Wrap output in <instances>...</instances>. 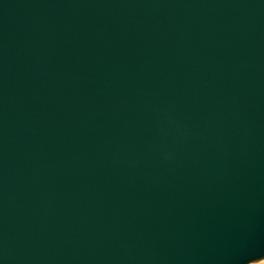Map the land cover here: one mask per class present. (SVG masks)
Segmentation results:
<instances>
[{
  "label": "water",
  "instance_id": "obj_1",
  "mask_svg": "<svg viewBox=\"0 0 264 264\" xmlns=\"http://www.w3.org/2000/svg\"><path fill=\"white\" fill-rule=\"evenodd\" d=\"M264 258V0H0V264Z\"/></svg>",
  "mask_w": 264,
  "mask_h": 264
},
{
  "label": "rangeland",
  "instance_id": "obj_2",
  "mask_svg": "<svg viewBox=\"0 0 264 264\" xmlns=\"http://www.w3.org/2000/svg\"><path fill=\"white\" fill-rule=\"evenodd\" d=\"M247 264H264V258L259 259V260H254V261L249 262Z\"/></svg>",
  "mask_w": 264,
  "mask_h": 264
}]
</instances>
